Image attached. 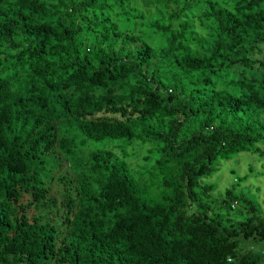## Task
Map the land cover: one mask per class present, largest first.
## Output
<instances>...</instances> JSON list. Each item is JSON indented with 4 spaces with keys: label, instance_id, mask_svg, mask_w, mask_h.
I'll return each mask as SVG.
<instances>
[{
    "label": "trees",
    "instance_id": "1",
    "mask_svg": "<svg viewBox=\"0 0 264 264\" xmlns=\"http://www.w3.org/2000/svg\"><path fill=\"white\" fill-rule=\"evenodd\" d=\"M243 153L264 0H0V264H264Z\"/></svg>",
    "mask_w": 264,
    "mask_h": 264
},
{
    "label": "rangeland",
    "instance_id": "2",
    "mask_svg": "<svg viewBox=\"0 0 264 264\" xmlns=\"http://www.w3.org/2000/svg\"><path fill=\"white\" fill-rule=\"evenodd\" d=\"M244 176H248V179L242 183L241 189L251 200L264 207V156L260 158L258 155L243 153L223 162L210 180L215 187L214 195H220L230 188L236 177ZM53 191L58 192L60 189L53 186ZM55 195L60 199L58 194Z\"/></svg>",
    "mask_w": 264,
    "mask_h": 264
}]
</instances>
